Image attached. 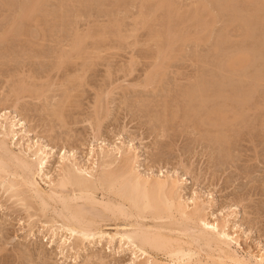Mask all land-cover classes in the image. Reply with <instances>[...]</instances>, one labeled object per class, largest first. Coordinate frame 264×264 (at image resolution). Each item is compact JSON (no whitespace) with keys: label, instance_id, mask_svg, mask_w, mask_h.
<instances>
[{"label":"rangeland","instance_id":"374dc122","mask_svg":"<svg viewBox=\"0 0 264 264\" xmlns=\"http://www.w3.org/2000/svg\"><path fill=\"white\" fill-rule=\"evenodd\" d=\"M225 1L0 0V110L17 106L31 138L42 137L55 148L51 175L64 149L77 150L78 160L87 161L101 141H132L141 170L185 175L186 198L196 194L211 204L207 212L220 218L236 212L229 217L230 230L240 235L245 252L261 255L264 0ZM76 40L91 47L82 57L71 52ZM246 51L251 60L245 71L229 73L223 61ZM69 52L72 59L64 57ZM21 81L27 92L22 93ZM28 86L32 93L39 88V95ZM220 112H226L225 119ZM2 197L0 264H131L132 255L119 250L118 242L62 251L61 234L52 243L44 218L33 217L35 233H30L24 209ZM96 253L104 262L88 261Z\"/></svg>","mask_w":264,"mask_h":264},{"label":"bare ground","instance_id":"6f19581e","mask_svg":"<svg viewBox=\"0 0 264 264\" xmlns=\"http://www.w3.org/2000/svg\"><path fill=\"white\" fill-rule=\"evenodd\" d=\"M161 6H164V3ZM203 7L206 8V5H203ZM29 12H31L30 9ZM71 43V47L69 46L71 52L78 54H81L80 52L83 49L86 50L90 47V45L87 47L86 43L83 44L84 42L79 40ZM83 45H87V48H82ZM94 47L93 50H99L96 49V46ZM227 51L229 53V50ZM246 52H236L231 56L228 55V58L223 61L229 73L235 74V72L245 71L244 67H247L251 60V55ZM70 54L69 52L64 57L71 58ZM78 54L76 55L78 56ZM58 56L63 55L60 56L59 54ZM82 56L83 54H81ZM64 57L61 58L66 60ZM61 65L59 64V66ZM73 76L70 77L74 79ZM77 77H81L80 74ZM79 79L82 82V77ZM65 82L67 81L65 80ZM22 84L24 86V82ZM23 88L25 89H22L23 91L20 88L22 93L27 92L26 87ZM206 88L201 90L207 94ZM34 92L32 93L30 88V93L39 95V92ZM190 92L193 93L194 91ZM201 95V97H205L203 94ZM70 97L68 95V101ZM21 99L18 98L16 104ZM16 107L10 109L4 106L0 110V196H5L4 200L6 202H13L24 209L23 211L28 216L30 233L35 231L33 217L37 216L40 221L44 218L42 224L48 229L52 243L56 242L55 238L61 234L62 243L59 246L62 251H65V249L66 251L81 250L80 248L86 243L99 245L103 240H106L110 245L118 242L120 245L118 249L123 252L129 251L132 255L131 264H264V254L245 252L239 241L240 235H235V232L233 231V233L230 230L229 217L236 215V212L227 214L228 218L225 217L226 215L220 218L217 215L215 216L214 213L207 212L211 208V204L207 205L206 202L201 200L202 198H197L196 194L193 197L186 198L187 178H184L185 175H179L178 172L174 171L173 173L171 171L165 173L164 171V174L163 171L161 172L162 169L159 170L160 173L141 170L140 156L130 140L127 143L122 141L120 145L101 141L97 153L94 154L92 148L89 152L92 162L91 159L82 161L79 157L81 162L78 160L77 150L64 149L57 159L56 175H51L47 170L51 160L55 157V153H57L55 148L45 143L42 137L31 138L32 130L29 129L27 120L22 117ZM57 111L63 112L62 109ZM225 113L220 112L221 119L226 118ZM57 115L60 118L64 116L60 112ZM238 117V114L235 113V120ZM91 124L92 122L90 126ZM3 206L1 204V208ZM152 254L162 255L165 261H159ZM99 255L96 253L88 261L91 263V260L96 258L98 262L99 260L104 262V259L101 257L102 260Z\"/></svg>","mask_w":264,"mask_h":264}]
</instances>
